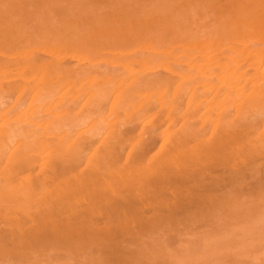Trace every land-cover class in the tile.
<instances>
[{
    "label": "bare ground",
    "instance_id": "1",
    "mask_svg": "<svg viewBox=\"0 0 264 264\" xmlns=\"http://www.w3.org/2000/svg\"><path fill=\"white\" fill-rule=\"evenodd\" d=\"M210 39L116 61L0 49L2 253L70 241L125 258L264 174V22Z\"/></svg>",
    "mask_w": 264,
    "mask_h": 264
},
{
    "label": "rangeland",
    "instance_id": "2",
    "mask_svg": "<svg viewBox=\"0 0 264 264\" xmlns=\"http://www.w3.org/2000/svg\"><path fill=\"white\" fill-rule=\"evenodd\" d=\"M248 20L263 24L264 0H0V49L63 47L73 59L102 61L153 49L185 56ZM262 175L227 195L219 210L193 211L141 237L147 243L129 242L125 258L97 244L52 241L17 250L37 249L33 256L0 251V264H264Z\"/></svg>",
    "mask_w": 264,
    "mask_h": 264
}]
</instances>
